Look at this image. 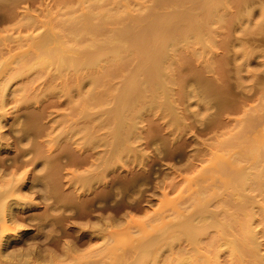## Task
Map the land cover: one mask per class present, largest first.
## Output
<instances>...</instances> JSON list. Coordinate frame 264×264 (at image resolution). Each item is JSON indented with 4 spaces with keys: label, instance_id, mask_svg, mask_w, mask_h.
<instances>
[{
    "label": "rangeland",
    "instance_id": "1",
    "mask_svg": "<svg viewBox=\"0 0 264 264\" xmlns=\"http://www.w3.org/2000/svg\"><path fill=\"white\" fill-rule=\"evenodd\" d=\"M6 1L9 2L10 0L0 1L1 2L0 3V20H1L0 21V38L2 36L4 37L9 36V39L14 38L15 40L19 36L20 37L23 36L27 38L29 35V36L34 37L36 36V34L38 35L40 32L43 33L44 30L47 32L48 28L52 29L53 32L59 33L60 30H58V26H56L54 23L56 18L61 16L60 17L61 19H65L67 16H71V14L73 15L74 13H76L77 15L79 14V12H81L80 9H82V6L78 5V2L81 3V0H41V1L40 0H21V1L15 0L13 2L10 1L9 3H7ZM84 1L85 0H83L82 2ZM101 1L103 3L100 2V0H98L97 1L99 2L98 4L101 5L102 3L103 6H105L106 8L108 7L109 9L115 8L116 6L115 7L113 6L115 4H117L116 8L120 10H122L125 6H127L130 12V15H132L133 17H139L142 15L141 17H144L142 19L146 18V20L144 21L146 23H151L155 21L153 19L158 18L157 14H153L154 16H152L151 15L152 13L151 14L149 13L150 10L153 12L155 7L156 8L153 13H158L160 15H166L169 13L172 15L173 14L177 15L181 13V11L183 12L186 9V7L189 5V3H187V1L185 2V0H181V1L178 0V2L174 0L176 1V7L178 5L177 3H179L177 7L178 10H177L175 8V5L173 6L169 5L168 7V5L166 6V3L165 5H162L163 9L160 7V5L155 6L156 2H158L159 0L157 1L156 0H127V1L126 0H111V1L101 0ZM105 1L108 2L106 5H105L106 3ZM184 4H185V7L183 9L182 7ZM39 6H41L40 9H39ZM171 8H173V10ZM9 10L12 11V13ZM200 10L199 11L196 10L197 11L196 13L199 14V17H201L204 13L202 12L203 9H200ZM13 12L15 13L14 15H13ZM56 13H58L59 15L58 17ZM200 13H201V16H200ZM25 14L30 15L32 19L34 18L33 25H38V27L36 26V28L27 29L28 31L26 30V32L24 31L25 29L23 30L13 29L15 24L16 25H30V24H27V22L25 21L26 19L24 20L23 16ZM63 14L65 16H63ZM219 14L221 15H220L218 22L215 21L216 22L215 24L211 23L212 25H210V27H209V24L208 26L206 25L207 26L206 31L202 30L198 34L199 39H197L198 37H196V39L192 38L194 40L190 39V41L186 43L188 45H185V43H182L183 44L182 46V44L180 43L181 45L178 48V51L175 52L176 55L174 54L175 62L172 64V67L170 66L171 70L168 72V79L171 82L170 85L169 84L167 85V88L170 90L168 91L167 89L168 91L167 94L169 95L167 97L169 99L166 98L167 99L166 101V99L163 100V98L160 97L156 101L158 102L159 100L158 102L159 105L165 102L166 104L172 107V110H170V112H167L169 110L165 108L162 109V107L159 106L158 104L155 108H153L150 111L148 110L146 111L145 108H143L142 114L138 116L140 119L138 120L137 118L136 119L137 121L135 120L137 128L134 131L135 133L132 134L133 138L130 137V140H128V144H127V141L123 143L117 142V141L111 142L112 139L110 138H112V135L111 133H108L109 131H111L110 129L112 127L111 123L109 124L107 122H100L99 124L98 119L99 120L101 119L99 118V116L100 117L102 116V120L103 119L105 120L106 117H104L105 115L103 112H105L104 110H108V108L110 109L112 107V103L106 104V105L102 104L100 108L99 106L97 107L95 106L96 108H94L93 106V109H90L92 107L88 109L89 113L91 112L94 113L93 114L94 116H91L92 119L93 117H96L94 119L98 121V122H94V119H93L92 120L93 124H91V126H89L90 125V123H88L89 121L86 122L81 118V116L83 115V114L81 115V113L82 112L85 113L86 109L84 110V107H81V106H80L81 108L79 107L80 108L79 109L78 107H75V106L78 100L80 99V97H82L83 95L85 96V93L88 92L89 85H88V82H85V81L89 79V77L87 79H84V78L89 75L84 76V77L82 76V79L84 80L83 82L81 77L74 76L73 78V77H69L70 75L68 76L69 78L66 76H61L59 79L57 77L53 79L55 76H57L56 74L55 76L53 75L54 74L53 69H50V71L48 70L45 71L46 73L44 71H43L44 73L43 72L39 73L37 70H32L28 74H25V75L23 74L24 76L13 78V80L9 79V82L7 81L6 83H3L4 86H6L8 83L9 84L7 85L6 90L4 89L5 94H7V99H5L7 100L6 101L7 103L4 106L5 108L0 109V123L3 122L1 124V127L4 128V129L2 128L3 130L1 129L0 131L1 133L0 137L4 138L0 140L1 141L0 142V163H1L0 164V181H1V178L3 179L5 178L4 179L5 181L2 179L0 183V189H2V192L3 191L5 192L7 189L6 187L10 186L9 184H7V182L10 184L15 183V181L13 183L10 182L12 175H13L12 178H14V175L20 174V175H17V177L16 176L15 177L16 179H20L19 177H22L25 179V180L20 179L21 181L18 185V187L19 186L20 187L18 189L21 191L20 194L22 196L26 194V198L24 197L25 198V199L23 198L24 200L16 199L17 193L13 191L16 194L12 192L13 194L11 196V193H10L11 190H9L10 194L9 193H8L9 195L7 194L9 198L8 201L9 202L15 201L14 203L16 205L18 204L17 206H20V205L23 207L27 206V208H25L24 211L18 214L19 221L17 222V223L21 222V224L19 223V225H22L23 223V226H26L27 228L26 231L23 232L22 230H19V231L16 230L17 232L15 234L8 235L9 239L13 240L14 238L22 236V235H24L25 237H34V235L36 236L38 232L37 229L39 228L38 226L40 225H41L40 229L44 230V233L43 231L38 229L40 230L38 232L39 237L40 235L46 234L49 231V229L45 230L48 228L47 226H45L47 223L44 224L41 220H39L40 222L34 220L35 223L33 221H30L31 222L30 223L27 220H29L30 217L34 219L33 218L34 216L37 217L39 213L41 214L42 212H44V209L51 208V205L52 206L55 205V207H57V208H54L53 206L51 208V209H55V212L57 213L56 214L54 212L55 214H53L54 216L52 215V217L55 218L57 216H60L61 215L60 213H63L62 211L66 209V207L61 205V203L60 204L58 203V202H61L62 200L61 194L65 195V193L67 194V192L68 194H70L73 191L72 195L75 196V199H77V203L80 207L79 208L80 210L78 209L76 211L78 215H75L76 217L72 219L73 223L82 222L84 223V225H86L85 221L87 217H89V219L91 220L94 218L101 217V214H104L102 215L104 219L115 217V219L113 220H116V221L111 220L113 223L115 222V224L116 223L118 224V225L116 224V226H118V229H115L117 231L116 232L115 230L112 231L116 233L114 234L115 238L112 236L114 240L113 238L111 239V237L109 238L110 240L108 239L109 234H110L108 233L109 232L108 230L110 228H107V231H105L103 234H100L99 232L98 233L96 232L93 234V236L95 235L92 241V243H94L93 244L94 246L91 243L89 247L87 245L86 246L83 245L84 248L86 249H84L82 245L80 247V249L85 252H87V248L91 250L93 249L94 256H97L96 257L97 259L99 257V254L102 257L106 256L107 251L109 250L108 256L106 257L105 260L107 263L108 262L111 263L117 255H120L123 249H125L126 247L128 248V246L134 244L135 241H137V239L145 236V234H141V233H147L146 231H148L149 233L151 232L150 224L146 225V227L144 226V229H140L141 233L137 231L136 227L135 228L132 227L133 229L131 227H129L128 229L126 228L127 230L130 229L129 231H126V229L124 228L125 225L123 223L128 219V216L130 218L133 217L132 219L134 221L136 220L137 221L136 223L144 224V222L142 221L144 220L145 224L147 221H149L152 226L158 225L157 221L153 223L152 220H150L149 218L150 216H153L152 215L153 212H156V211H157L156 217L160 215L161 212L159 211V207L157 210H155L157 206L162 207L161 210H164L163 212H165L164 216L173 217L174 215L173 212H175V211H172L173 209H175L173 207L174 204L177 205L176 208H180L181 210H183L184 208H186V206H188V203H193V199H197V198L202 199L204 196H206V199L213 198L214 197L213 195L209 196L207 194L210 191L213 193L215 192L216 194L223 192L222 195L226 193L224 196L226 197L227 193L229 192V189H227L226 187L229 188L234 184V183L231 184L232 183L231 178H232L233 173H235L236 170H238L237 173H239L240 171L239 169H241L242 171V167H249L247 169L243 168L245 172L248 169H250L249 171L253 169V168L252 169L250 168L253 164V163L250 164V161L253 160L252 159L253 154H250V153L257 154V151H258V154H259V151L262 148L264 149V144H263L264 143V61H263L264 60V55H263L264 54V0H226L225 8L223 7L221 11L219 12ZM9 16H13V17H9ZM148 16L150 19H152L153 17L155 18H153L152 19L153 21H152L148 19ZM35 19L36 21H34ZM8 25L13 26V27L9 26V28L13 30L8 29ZM59 29L61 28L59 27ZM135 30L136 29H133L131 32L134 34L135 32L133 31ZM208 33L210 34L208 35ZM200 35L203 36V38ZM4 39L6 40V38ZM29 40L27 39L26 41H24L23 44H21L22 46H20V48L19 47L15 49L13 48L14 51L12 50L13 52L11 53L12 55L15 56L14 60L22 59L21 54L26 51L27 53L34 52V51H31L33 49L32 41H29ZM196 40L197 41L200 40V41L197 42ZM100 44L102 43L100 42ZM100 44L98 45L100 46ZM112 47H114L113 44L108 45V48H112ZM30 48L32 49L30 50ZM100 54L101 55L99 56H102L104 53H100ZM259 56H262V57H259ZM32 57L33 56H31V59H33ZM14 60L11 59V62H9L10 60H7L6 62H9V63L5 64L6 67L4 66V68H7L8 70L6 69L5 71L6 73L1 70L2 72L0 73L11 74V72H13L14 69L15 71H17L16 69L18 68V66L17 65L14 66L15 65L14 63L17 61H14ZM25 60L29 61V59L28 60L25 59ZM238 65H241V67ZM9 67L11 68L14 67V68L12 71L8 72L10 69ZM235 73H238L240 77L239 75L237 76V74ZM37 75L39 77L42 76L43 78L41 77V79H37V81L36 80L33 81ZM257 75L259 78L257 77ZM250 76H252L253 78ZM63 77H66V79L64 78L65 81H62L64 80L62 79ZM29 79H31L33 83L32 81L30 82ZM0 80H3V76L1 75H0ZM24 81L26 84L23 83ZM114 83L115 85H119L115 81ZM71 86H74V87L71 88ZM116 88L117 86H113L111 91L113 92V89L115 90ZM192 88L193 89L195 88V90L198 91L200 95L197 92L196 94H192L191 93L193 91ZM246 93H249V94H246ZM188 95L189 97H187ZM192 95H194V97L196 98H194ZM201 98L205 101L204 104H203V100L202 102H200ZM210 99L212 101H209ZM71 101L73 103H71ZM82 108L84 111L82 110ZM205 108H206V111H205ZM199 110H200L199 112L200 114L198 113ZM255 112L257 115H255ZM3 113H5L4 116L1 115ZM172 114H174L173 115L174 119L172 118ZM97 115L99 116L97 117ZM248 116L250 118L251 116L259 117V119L257 118L259 121L256 119V121L254 122L255 119H253V121H250L251 122L250 124L249 121H246L248 119L247 118ZM178 120H179V123H178ZM181 120L182 121L185 120V122L184 121L182 122ZM252 122L254 123L252 124ZM102 124L104 125L102 126ZM107 124L109 126L111 125V127H108ZM248 124L249 126H246ZM250 125L251 126L254 125V126H252V128H248L250 127ZM90 127H93V128H90ZM17 128L19 130L23 129L22 131L28 129V133H26L27 132L26 130V132L25 131L23 132L25 134L24 135L20 131L23 136L21 135V137H19L20 132L17 131L18 130ZM88 128L91 129L90 132ZM35 129H38L39 132L38 130L36 132ZM238 131L239 132L242 131L240 132V136L233 137L235 134L238 133ZM83 132L85 133V135ZM86 133L87 134L90 133V134L87 135ZM28 135H29V140H27ZM231 137L232 139H230L229 145L224 143L223 140H226V138L229 139ZM88 138L90 139L88 140ZM134 138L136 139L134 140ZM91 139H92V142L90 141ZM106 139L107 141L110 140L109 143L105 141ZM138 139L141 141V143ZM6 140L8 141L6 142ZM88 141L91 143H89ZM221 141H223L224 144L223 143L220 144ZM215 142L216 144L218 143L217 146L215 145ZM226 142L228 141L226 140ZM114 143L116 145L118 143L119 146L116 147ZM194 143H197V144H194ZM112 144L115 146V149ZM211 144L215 146H211ZM222 144L223 146H221ZM110 145H112V147H110ZM123 147L124 149H122ZM142 152H144L145 154ZM135 155L137 156V158ZM140 155L142 156V158L140 157ZM200 155L202 158L200 157ZM32 156L35 158H33ZM248 156H252L251 160H249L250 157L248 158ZM31 158L34 159L33 162L31 161L32 160ZM185 159L187 160V162L191 159L192 163L190 161L187 164L184 163L186 162ZM198 159L202 162V164L201 162H199ZM47 160L49 162H47ZM106 162H108L109 164ZM189 164H190V167H189L190 169L188 168ZM192 165H194L195 168H193ZM12 166H14L15 169ZM44 166L47 168H45ZM173 166L175 168H173ZM90 167H93V168H90ZM259 167H260L259 169H261V166ZM187 169H189L190 171ZM10 171L14 172L15 174L11 173ZM85 171H88L90 174ZM200 171H202L201 174H200ZM219 171H221V173ZM6 172L7 173L10 172L11 174L10 173L6 174ZM180 172H182L181 174L183 175H181ZM222 172H225V173H224V176L222 175L221 177V174H223ZM96 173H99V174H96ZM173 173L176 174L174 175L175 177L173 176ZM228 173L231 176V178L229 177V175L227 176ZM21 174L22 175L24 174V176H22ZM75 174H77L78 176ZM177 175L179 176V178H177L178 177ZM198 176H200L202 179L201 178L198 179L199 178ZM6 177H8V179ZM223 177H226L228 179L227 180L226 178H224L226 179L227 183L224 182L225 180L223 179ZM91 178H94L93 181ZM229 178L231 181L229 180ZM172 179H175L176 181L174 180L173 182ZM81 180L83 181V183ZM177 180L179 182H177ZM166 181H169V182H166ZM170 183L173 185L172 186L173 189L171 190V192H168L165 197L166 199L168 198V200L164 201V198L160 197L158 194V191L161 189L159 187L161 186L162 188L163 187L166 188L167 185H169ZM4 184L5 186H3ZM31 184H33V186ZM163 184L164 186H162ZM224 184L226 185L225 187L226 189H224V186H225ZM83 185H87V186H83ZM176 185H179L178 189ZM8 189L6 192H8ZM40 189L41 190L44 189L45 192L47 191L48 193L52 192L53 195H51L52 194L51 193L46 196H42V192L40 191ZM34 190L36 191L34 192ZM75 190H80V192L75 191ZM204 191H207V192L205 193ZM77 192H79L80 194ZM204 193L207 195H205ZM29 194H31V196ZM256 194L258 193H255V192L252 194L250 193V196L251 197L255 196V198L257 199V202L255 203H258L257 205H255V209L253 210L255 212V219H254V224H253V226L255 227H253L254 228L253 231H255L257 234V238H258L257 241L258 242L260 241L259 243L260 245H262L261 247H259L260 252H258L259 253L258 257L260 255V257L258 258L260 262L256 260L257 264H261L262 262L264 263V215H263L264 214V200L262 196H259V195L257 196ZM13 196L15 197L14 199H12ZM27 196H29L32 200H30L29 197ZM255 198L254 200L256 201ZM206 199H203V200H206ZM19 200H22V201L19 202ZM175 200L177 201V203L172 204L173 201ZM24 201L25 202L29 201L32 204L38 203L39 207L37 209L28 207V205L22 204L24 203ZM88 201L90 202V204H88L89 203ZM82 202L84 203V206ZM145 202L149 205H147ZM183 202L185 203V205ZM79 203H81L83 207H81ZM100 203L102 206L100 205ZM128 203L129 204L131 203V204L129 205ZM83 208L85 211L83 210ZM57 210L60 215L58 214ZM124 211L126 212L124 213ZM261 211H263V214L261 213ZM128 212L129 214H127ZM163 214H161V216ZM77 216H79V219L77 218ZM124 217L126 218V220ZM157 219H159V217ZM21 220L22 221L24 220V221L22 222ZM118 222L119 223L122 222V223L119 224ZM82 223L81 225H83ZM43 224H44V227H42ZM67 224L64 225L66 227H63V226L59 227L57 225L54 226L56 227L55 228L56 230L52 228V230L53 229L55 230L52 232H55V233L51 235L54 237H56L57 234L60 235L61 229H64V232H65L68 229ZM122 224L124 226H122ZM67 231L70 234L69 232L70 230L68 229ZM104 235H106L104 238H107V239L101 240L103 239ZM107 244H111V245H108L109 247H106ZM51 245L52 244H50V246ZM92 246L93 248H90ZM17 247L18 246H15V247L12 246L11 248L8 247L7 250L9 252L14 251L15 249H17ZM12 248H15V249H12ZM103 248L105 249V251L102 250ZM207 248L204 249V252H206V255L207 253H210L208 255H210L211 257L215 248L212 247L213 248L212 249L210 247L211 248L210 249L209 246H207ZM94 249L97 250L96 251L97 255ZM230 254H231L230 249H227L226 247L221 249V251L218 254L219 258L217 260L219 263L216 262L215 264H237L236 262L238 261L233 260L235 259L233 257L234 254L232 253L231 254L232 256ZM100 260L102 259L100 258ZM93 261H96L95 258L93 259ZM102 263H103V260H102ZM202 263L209 264V263H206V261ZM158 264H161V263H158ZM238 264H246V263L238 262Z\"/></svg>",
    "mask_w": 264,
    "mask_h": 264
},
{
    "label": "bare ground",
    "instance_id": "2",
    "mask_svg": "<svg viewBox=\"0 0 264 264\" xmlns=\"http://www.w3.org/2000/svg\"><path fill=\"white\" fill-rule=\"evenodd\" d=\"M3 1H5V0H3ZM10 1L13 2L15 0H10ZM82 1L83 0H81V3L78 2V5H81L82 9H80L81 12H79V14H77V15H76V13H74L73 15L71 14V16H67V14H66L67 17L66 18L64 17L65 19H61L60 18L61 16L58 17L59 15H58V13H56L58 18H56L54 23L56 26H58V30H60L59 33L53 32L52 29L48 28L49 31H48V29H47V32L44 30L43 33L40 32L38 35L36 34V36H34V37L29 36V35L27 38L23 37V36L22 37L19 36L16 40L14 38L9 39V36H7V37L2 36L0 38V61H2L3 59H4L3 61H5V62L7 60H10L9 62H11V59L14 60L15 56L12 55L11 52H13L15 48H18V47L20 48V46H22L21 44H23V42L26 41L27 39L28 40L30 39L29 41H32L33 49L30 48V50L32 49L31 51H34V52H29V53H27V51H26V52L21 54L22 59L19 60L17 58L18 60H14V61H17L14 63L15 64L14 66L17 65L18 68L16 69L17 71H15V69L13 70L14 67L13 68L9 67L10 69L8 72L13 70V72H11V74H9V73L5 74L6 73L5 71L7 68H4V66H5V64H7L9 62H6V63L3 61L0 62V72H2V71L5 72L3 74L0 73V75L3 76V80H0V82L2 81L0 83V109L5 108L4 106L7 103L6 102L7 100H5V99H7V94H5L4 89L6 90L7 85L9 83L6 86H4L3 83H6L7 81L9 82V79L13 80V78H16L19 76H24L25 74H28L32 70H37L39 73H41L43 71L45 72L47 70L50 71V69H53V71H54L53 75L54 76H55V74L57 75L55 77L53 76L54 77V78L52 77L53 79H55L56 77L59 79L61 76L68 77L69 75H70L69 77H73V78H74V76L75 77L79 76L82 79V76L84 77V76L89 75V76L84 78V79H87L89 77V79H87L85 81V82H88V85H89L88 92L85 93V96L84 95L82 97L79 96L80 99L78 98L79 100L75 106L78 108L81 106V107H84V110L86 109L85 113L81 111L82 112L81 115L83 114L81 116V118L86 122L89 121L88 122V123H90L89 126H91V124H93L92 120L96 117H93V119H92L91 116H94L93 115L94 113L91 112L92 113V115H91V113L88 112V109L90 107H92L90 109H93V106H94V108H96L97 106H99V108H100L102 104L106 105V104L112 103V107L110 109L109 108H108V110L103 109L105 111V112H103L105 115L104 117H106L105 120L103 119L104 120L103 121L102 116L100 117L99 115H97V117L99 116V118H101L100 119L101 121L98 118L97 119L99 121V124H100V122H107L109 124L111 123L112 127H111V125L109 126L107 124L108 127H111L110 128L111 131L108 132V133H111V135H112V138H110V139H112L111 142L117 141V142L123 143V142L127 141V144H128V140H130V137H132V134L135 133L134 131L137 128L135 122L137 121L136 120L137 118H138V120L140 119L138 116H140L142 114V109L145 108L146 111L147 110L150 111L157 106L159 100H158V102H156V101L158 98L162 97L163 100L168 98L167 96H169V95L167 93L170 90L167 88V85L171 84L170 80L168 79V72L171 70L170 66L172 67V64L175 62V60H174L175 59L174 57L176 55L175 52L178 51V48L180 47V45L182 43H185V45H188L186 43L188 41H190V39H192V38L196 39V37H198L197 39H199L198 34L202 30L206 31V27L208 26V24L210 27V25H212L211 23L215 24L216 22H218L220 15H221V14H219V12L221 11V9L223 7L225 8V1L226 0H224V1L223 0H185V2L187 1V3H189V5L186 7V9L183 12L179 9L181 11V13H179L177 15L176 14L172 15L170 13L166 14V15H160L158 13H153L155 11V8H156L155 7L153 12L149 9L150 10L149 13L150 14L152 13L151 14L152 16H154L153 14H157L158 18L153 17V18H155V19L152 18L153 20H155V21H153L148 16V19L153 21L151 23L144 22L146 20V18L142 19V18H144V17H141L142 15L139 17H133L132 15H130V12H129L127 6H125L122 10H120V9L116 8L117 4H115V5H113L114 7L116 6L115 8L109 9L108 7L106 8L105 6H103V4H102L103 2L101 0H100V2H102L101 5L98 4L99 3V2H97L98 0L97 1L96 0H85L84 2H82ZM159 1H160V3H159ZM159 1L156 2L155 6L160 5L161 8H162V5H165V3H166V6L168 5V7H169V5L170 6L175 5L176 9L179 5V3H177L178 5L176 7V1L178 2V0H176V1H174V0H159ZM179 1H181V0H179ZM9 2H7V3H9ZM107 3L108 2H106L105 5ZM40 7L41 6H39V9H40ZM184 7H185V4L183 5L182 8L184 9ZM144 8H146V7H144ZM171 9L173 10V8H171ZM200 9H203L202 12H204L202 16L200 13L201 17H199V14L196 13L197 12L196 10L199 11ZM145 11H143V12H145ZM10 12L12 13V11H10ZM14 12H13V15L15 14ZM38 12H40V11H38ZM160 13H161V11H160ZM54 14H55V12H54ZM63 16H65V15L63 14ZM9 17H13V16H9ZM23 17H24V20L26 19L25 21L27 22V24H30V25H16L15 24L13 29H15V30L25 29L24 31L26 32L27 29L36 28V26L38 27V25H33L34 24L33 23L34 18L32 19L30 17V15L25 14ZM20 18H22V17H20ZM14 19H15V17H14ZM34 21H36V19ZM36 24H38V23H36ZM9 26L10 25H8V29L13 30V29L9 28ZM10 27H13V26H10ZM53 27H55V26H53ZM59 27L61 29H59ZM133 29H136L135 31H133V32H135L134 34L131 32ZM58 30H56V31H58ZM207 30H208V28H207ZM209 34L210 33H208V35ZM33 35H35V34H33ZM201 37L203 38V36H201ZM4 38H6V40ZM194 39H192V40H194ZM199 41H197V42H199ZM100 42L102 44H100ZM98 44H100V46ZM110 44H113L114 47L108 48V45H110ZM200 45H201V43H200ZM182 46H183V44H182ZM100 53H104V54L102 56H99V55H101ZM31 56H33L32 57L33 59H31ZM259 57H262V56H259ZM25 59H27V60L29 59V61L30 60H32V61L29 62V61H26ZM257 59H259V58H257ZM11 65H9V66H11ZM235 65H237V64H235ZM238 66L241 67V65H238ZM14 72H16V73H14ZM235 74H237V76L239 75L238 73H235ZM38 75L36 76V78H34L33 81H35V80L37 81V79H41L42 76L39 77ZM37 77H39V78H37ZM48 77H50V76H48ZM66 77H63L62 79H64V78L66 79ZM239 77H240V75H239ZM239 77H238V79H239ZM250 77H252V76H250ZM257 77H258V75H257ZM121 78H122V80H121ZM255 78H256V76H255ZM65 79L62 81H65ZM29 80H30V82L32 81L31 79H29ZM33 81H32V83H33ZM67 81H68V79H67ZM114 81L117 82V84H119V85H115ZM83 82H84V80H83ZM23 83H25V81ZM25 84H23V85H25ZM113 86H117V88L115 90L113 89V92H112L111 90H112ZM72 87H74V86H71V88ZM75 87H76V85H75ZM171 87H173V86H171ZM167 89H168V91H167ZM194 90H195V88L191 92L192 94H196V92L198 93V91H196V90L194 91ZM70 91H69V93H70ZM186 93H188V92H186ZM35 94H36V92H35ZM246 94H249V93H246ZM192 96L194 97V95H192ZM187 97H189V95ZM193 97H191V98H193ZM194 98H196V97H194ZM202 98H201L200 102H202V100H203ZM171 99H173V98H171ZM187 99H189V98H187ZM29 100H31V99H29ZM193 100H195V99H193ZM240 100H242V99H240ZM166 101H167V99H166ZM188 101H190V100H188ZM209 101H212V100L210 99ZM204 102L205 101L203 100V104H204ZM71 103H73V102L71 101ZM164 103H161L160 105L159 104L158 105L161 106L162 109L165 108V109L169 110L167 112H170V110H172V107L169 106L168 104H166V103L164 104ZM206 104H207V102H206ZM209 106H211V105H209ZM206 107H208V106H206ZM82 110H83V108H82ZM195 111H196V109H195ZM205 111H206V108H205ZM199 112H200V110L198 111V113ZM195 114H197V113H195ZM1 115L4 116L5 113H3ZM173 115L174 114H172V118H173ZM255 115H257L256 112H255ZM180 117H181V115H180ZM255 117L251 116V118H252L251 119L248 116L247 118L250 120L247 119L246 121H249V123L251 124L250 121H253V119H255L254 122L256 121L257 118L259 119V117H256V118ZM185 120H183V121L185 122ZM98 121H96L94 119V122H98ZM168 122H169V120H168ZM254 122H252V124ZM2 123H0V131L3 128V127H1ZM174 123H175V121H174ZM178 123H179V120H178ZM180 124H181V122H180ZM97 125H98V123H97ZM103 125L104 124H102V126ZM99 126H101V125H99ZM99 126H98V128H99ZM246 126H249V124ZM252 126H254V125H252ZM252 126L250 125V127H248V128H252ZM90 128H93V127H90ZM90 128H88L89 132L91 130ZM110 129H108V130H110ZM176 129H174V130H176ZM22 130L23 129H20V130L18 129L17 131H19V132L21 131L23 133L24 131L26 132V130H27L26 133H28V129H26L24 131H22ZM35 130L37 132L38 129H35ZM141 130H143V129H141ZM21 132L19 133V137H21V135H22ZM38 132H39V130H38ZM87 132H88V130H87ZM240 132H242V131H240ZM240 132L238 131L239 134L237 133L238 135L235 134L233 137L240 136ZM4 134H5V132H4ZM89 134H87V135H89ZM0 135H1V133H0ZM84 135H85V133H84ZM15 136H16V134H15ZM136 138H134V140ZM1 139H4V138L0 137V140ZM89 139L90 138H88V140ZM107 139L105 141H107ZM230 139H232V137L229 139L226 138V140L228 142H226V140H223V141H224V143L229 145ZM27 140H29V135H28ZM7 141L8 140H6V142ZM90 141L92 142V139ZM109 141H107V142L109 143ZM223 141H221L220 144L223 143ZM91 142H89V143H91ZM132 143H134V142H132ZM140 143H141V141H140ZM194 144H197V143H194ZM213 144H211V146H215V145L217 146L218 143L216 144V142H215V145H213ZM223 144L221 146H223ZM226 144H225V146H226ZM112 145H110V147H112ZM118 146H119V144L117 143L116 147H118ZM133 146H134V144H133ZM218 146H220V145H218ZM141 147H143V146H141ZM114 149H115V146H114ZM122 149H124V147ZM118 151H119V149H118ZM142 151H144V150H142ZM260 151H259V154H258V151H257V154L250 153V154H253L252 155L253 157L248 156V158L250 157L249 160H251V157L253 159L250 161V164L253 163L252 166L250 167L251 169L253 168L251 171H249L250 169H248L245 172V170H243V168L247 169L249 167H242V171H241V169H239L241 172L239 171V173H237L238 170H236V172L233 173V175L231 174L232 178L229 175V173H231V172H229L227 174V176L229 175V177L232 179V181H231L229 178V180L232 182L231 184H233V183L234 184L229 188L226 187V185L224 184L225 185L224 189H226V188L229 189V192L227 193L226 197H224L226 193H224L222 195L223 192L219 193V194L218 193L216 194L214 192L216 194L215 195L213 192L210 191L207 194L209 196L213 195L214 196L213 198H211V199L207 198L206 199V196H204L205 198L203 197L202 199H200V198L193 199V203H188V206H186V208H184L183 210H181L180 208H176L177 205H175L174 203H177V201L175 200L172 203V204H174V206L173 205L172 206L176 209V210L175 209L172 210V211H175V212H173V214H174L173 217L164 216L165 212H163L164 210H161L162 207L157 206L155 210H157L159 207V211L161 212L160 213L158 211L160 213V215L158 216L159 219H157L158 217H156L157 211L153 212V214H152L153 216L149 217L153 223L156 221L158 222V225H155V226H152L149 221H147L145 224V221L141 219L144 222V224H141V223H136L137 221L136 220L134 221L132 219L133 217L130 218L128 216L127 220L124 217L126 220L125 221L126 223L125 222L123 223L125 225V227H124L125 229L126 228L128 229L129 227H131V228L136 227L137 231L140 232V229H144V226L146 227V225L150 224V231L152 233L151 232L149 233L148 231H146L147 233H141L140 232L141 234H145V236L140 237L139 239H137V241H135L134 244L129 245L128 248L126 247L125 249H123V251L120 253V255H117L111 263H109V262L107 263L105 260L106 257L108 256L109 250L107 251V254L105 253L106 256H103L105 258L100 256V254H99V257L103 260V263H102V260H100L99 257H98V259H99L98 260L96 258L97 256H94L93 249L91 250V249L87 248V252H85V251L81 250L80 247H81V245L82 246L87 245L89 247L93 241L94 236H95V235L93 236V234L96 232L103 234L105 231H107V228H110L108 230L109 231L108 233H110L108 239L110 237L112 239L115 236L114 234H116L115 232L117 231L115 229H118V226H116L117 223L115 224V222L113 223L111 221V220L115 219V217L114 216H113L114 218L110 217L111 219L107 218L108 219L107 220V219H104V217L102 216L104 214H101V217L98 216L99 218L91 219L93 221H91L89 219V217H87L88 218V219L86 218L87 222L85 221L86 225H84V223L81 222L84 226L81 225V223H79V222L76 223L74 220V222L77 224L76 225L75 223H73L72 219H74L76 217L75 215H78V213H76V211L80 207L77 203V199H75V196L72 195L73 191L70 194H68V192H67V194L65 193V195L61 194L62 200H61V202H58V203L59 204L61 203V205L66 207V209H64V211H62L63 213H60L61 215L59 214V212L57 210V212L60 216H57L55 218L52 217V215L55 214L56 212H55V209H51V208L53 206H54V208H57V207H55V205H53V206L51 205V208H49L51 210L44 209V212H42L41 214L39 213V215H37V217L34 216L33 217L34 219H32V217H30V219L27 220L29 222L30 221L34 222V220L40 222L39 220H41L44 224L47 223L45 226H47L48 228L47 229L44 228V229L45 230L49 229V231L46 234L40 235V237H39L38 232L41 230L40 229L41 225H40V226H38L39 227L38 229H40V230L37 229L38 232H37V234L35 233L36 236L34 235V237H25L24 235H22V236L14 238L13 240L9 239L8 238L9 234H15L19 230H22L23 232H25L27 229L26 226H23V223H22V225H19V223L21 224V222L17 223L19 221L18 214L20 212L24 211V209L27 208V206L23 207L20 205L21 206L20 207V206H17L18 204L16 205L14 203L15 201L12 202L10 200L12 203L8 201L9 198H8L7 194L9 193V190H11L10 191L11 196L14 192L17 193L16 199H23L24 197L26 198V194L24 196H22L20 194L21 191L18 189L20 187V186L18 187L20 181L24 178L19 177L21 179L20 180V179H16L17 175H20V174L14 175V178H12L13 177V175H12V177L10 176L11 177L10 182L13 183L15 181V183L10 184L7 182V184L10 185V186L7 185L8 187H6L7 189L9 188L8 192H6L7 189L5 192L4 191L2 192V189H0V191H1L0 192V264H158V263H161V264L162 263L163 264H204L202 262H205V261H206V263H209V264H215L216 262H218L217 260L219 258V256H218L219 252L221 251V249H223L225 247L227 249H230L231 254L232 253L234 254L233 255V257L235 258V259H233L234 261H238L239 263L245 262L246 264H255L256 260L259 261L258 258L260 257V255L258 257V254H259L258 252H260L259 247H261L262 245H260V243H259L260 241L259 242L257 241V239H258L257 234L255 231H253V229H254L253 227H255V226H253L254 219H255V212L253 210L255 209V205H257L258 203H255V202H257V199L255 198L254 195H253L254 197H251L250 193L251 194L254 192L258 193L256 195L262 196L263 200H264V149L262 148ZM138 153H139V151H138ZM142 153H144V152H142ZM201 155H200V157H201ZM140 157L142 158L141 155H140ZM33 158H35V157H33ZM136 158H137V156H136ZM141 158H139V159H141ZM33 160L34 159H32L31 161L33 162ZM238 160H239V158H238ZM136 161H137V159H136ZM189 161L191 162V159ZM189 161L187 162V160H186V162H184V163L187 164V163H189ZM47 162H49V161L47 160ZM199 162H201V161L199 160ZM106 163H108V162H106ZM186 164H185V166H186ZM201 164H202V162H201ZM15 166H17V165H15ZM19 166H21V165H19ZM192 166H193V168H195L194 165H192ZM256 166H258V167H256ZM259 166H261V169H259L260 168ZM12 167L14 168V166H12ZM189 167H190V164H189L188 168ZM45 168H47V167H45ZM90 168H93V167H90ZM173 168H175V167L173 166ZM182 168H183V166H182ZM193 168H191V169H193ZM189 169H187V170H189ZM183 170H184V168H183ZM2 171H3V169H2ZM221 171H219V172L221 173ZM10 172L14 173L12 171H10ZM10 172H8V173H10ZM85 172H88V171H85ZM8 173L6 172V174H8ZM181 173L182 172H180V174ZM201 173H202V171H200V174ZM222 173L223 174H221V177H222V175L224 176L225 172H222ZM96 174H99V173H96ZM234 174H236V175H234ZM75 175H77V174H75ZM174 175H176V174L173 173V176ZM181 175H183V174H181ZM197 175H199V174H197ZM22 176H24V174ZM225 176H226V174H225ZM198 177H199L198 179L201 178L200 176H198ZM6 178L8 179V177H6ZM94 178H91L92 181ZM169 178H171V177H169ZM177 178H179V176ZM224 178H226V177H223V179ZM2 179L3 178H1V181H2ZM7 179H6V181H7ZM175 179H172V181L174 182ZM226 179H224L225 180L224 182H226ZM65 180H66V178H65ZM182 180H184V179H182ZM1 181H0V183H1ZM230 181H228V182H230ZM166 182H169V181H166ZM177 182H179V181L177 180ZM82 183H83V181H82ZM221 183H223V182H221ZM87 184H88V182H87ZM170 184L169 185L165 184V185H167V187L165 186L166 188H164V187L162 188L161 186L159 187L161 189L158 191V194L160 197L164 198V201L168 200V198L166 199L165 197H166L167 193L171 192V190L173 189L172 188L173 185L171 184V186H170ZM31 185L33 186V184H31ZM3 186H5V184ZM83 186H87V185H83ZM162 186H164V184ZM176 186L178 189L179 185H176ZM227 186H228V184H227ZM159 188H157V189H159ZM84 189H86V188H84ZM3 190H5V189H3ZM43 190L40 189V191L42 192V196H46V195L52 193V192L48 193L47 191L45 192V190L43 192ZM35 191L36 190H34V192ZM75 191L80 192V190H75ZM31 192H33V191H31ZM79 192H77V193H79ZM204 192L206 193L207 191H204ZM16 193H14V194H16ZM62 193H64V192H62ZM207 194H205V195H207ZM29 195L31 196V194H29ZM51 195H53V193ZM74 195H75V193H74ZM21 196H22V198H21ZM78 196H80V195H78ZM27 197H29V196H27ZM92 197H93V195H92ZM14 198L15 197L13 196L12 199H14ZM254 198L256 199V201L254 200ZM29 199L32 200L30 197H29ZM203 199H206V200H203ZM20 201H22V200H19V202ZM92 202H94V201H92ZM22 204L28 205V207H32L35 209H37L39 207L38 203L32 204L29 201H26V202L24 201V203H22ZM79 204L81 207L84 206L83 202H82L83 206L81 205V203H79ZM88 204H90V202ZM133 204H135V203H133ZM100 205H101V203H100ZM147 205H149V204H147ZM184 205H185V203H184ZM260 207H261V205H260ZM85 208H87V207H85ZM52 210H54V211H52ZM83 210H84V208H83ZM126 211H124V213ZM51 212H53V213H51ZM261 213L263 214V211H261ZM127 214H129V212ZM161 214H163V215L161 216ZM80 215H81V213H80ZM24 216H25V214H24ZM79 216H77L78 219H79ZM107 217H109V216H107ZM143 217H145V216H143ZM113 221H116V220H113ZM65 223L66 224L68 223L67 225H68V229L70 230L69 231L70 234L68 233V231H67L68 229L66 228L67 230L65 232H64V229H61V234L60 235L57 234L58 236L56 235V237L51 235V234L55 233V232H52V231L56 230L55 229L56 227H54V226L57 225L59 227L60 226L66 227V226H64V225H66ZM120 223H122V222H120ZM44 224L42 227H44ZM123 224H122V226H124ZM119 226H121V225H119ZM52 228H54L55 230L54 229L52 230ZM125 229H123V230H125ZM127 229H126V231L130 230V229L129 230H127ZM113 230H115V232H112ZM41 231H43V233H44V230H41ZM96 236H97V234H96ZM100 236H102V235H100ZM105 236L106 235H104L103 239H101V240H104V239L106 240L107 238H104ZM114 238H113V240H114ZM104 243H105V241H104ZM108 243H110V242H108ZM50 244H52V245L50 246ZM93 244L94 243H92V245ZM108 245H111V244H107L106 247H109ZM10 246L11 247L12 246L13 247L18 246V247H17V249L12 248L15 250L9 252L7 249H8V247L11 248ZM93 246L90 248H93ZM207 246H209V248L210 247L215 248L211 257H210V255H208L210 253H207V255H206V252H204V249H206ZM101 247H103V246H101ZM83 248H84V246H83ZM104 248L102 250L105 251ZM84 249H86V248H84ZM96 249H98V248H96ZM106 250H107V248H106ZM96 251L97 250H95V253H96ZM83 252H85V253H83ZM96 255H97V253H96ZM92 258L93 259L95 258L96 261H93ZM104 261H105V263H104ZM231 262H232V260H231ZM238 262H236V263L238 264Z\"/></svg>",
    "mask_w": 264,
    "mask_h": 264
}]
</instances>
